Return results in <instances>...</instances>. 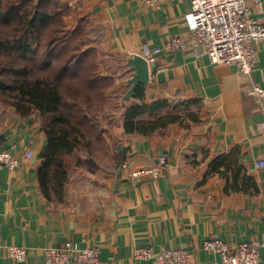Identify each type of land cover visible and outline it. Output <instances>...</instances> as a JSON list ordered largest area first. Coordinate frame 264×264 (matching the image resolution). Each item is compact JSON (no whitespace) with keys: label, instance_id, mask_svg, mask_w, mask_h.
<instances>
[{"label":"crops","instance_id":"crops-1","mask_svg":"<svg viewBox=\"0 0 264 264\" xmlns=\"http://www.w3.org/2000/svg\"><path fill=\"white\" fill-rule=\"evenodd\" d=\"M63 1L73 9L66 26L88 18L100 32L91 45L103 58L118 59V71L121 63L129 70L128 59L143 55L145 47L189 32L184 15L190 0L155 6L145 0ZM246 4L253 18L264 23V0ZM256 59L253 71L242 75L236 65H219L204 55L158 53L149 62L146 101L198 99L201 120L145 136L126 132L120 114L108 107L103 123L124 159L74 176L63 202L47 200L39 188L36 170L47 136L38 119L0 109V148L22 157L15 168L0 164V264H46L44 249L68 239L81 246L97 244L101 264H157L154 258L134 257V248L158 252L180 246L193 251L192 264H221L219 254L203 247L214 236L230 245L259 239L264 264V168L254 165L256 158H264V125L258 122L264 118V100L259 104L251 93L255 84H264V42ZM151 64L156 65L153 72ZM128 77L116 80L122 84ZM235 146L241 150L239 161L258 182L257 192L225 191L226 178L212 172L213 158ZM26 149L35 153L32 159L24 158ZM162 153L168 163L157 178L137 182L122 167L125 159L130 168L154 164ZM7 245L26 246L28 256L17 262L7 255Z\"/></svg>","mask_w":264,"mask_h":264},{"label":"trees","instance_id":"trees-1","mask_svg":"<svg viewBox=\"0 0 264 264\" xmlns=\"http://www.w3.org/2000/svg\"><path fill=\"white\" fill-rule=\"evenodd\" d=\"M72 13L63 0H0V104L38 119L47 142L37 179L53 203L65 200L74 176L124 159L103 123L108 107L120 114L126 132L145 136L163 135L176 123L189 127L201 120L203 109L195 98L147 102L143 84L126 98L130 85L116 76L128 77L130 70L121 63L118 71V59L103 58L91 45L100 32L88 18L67 27ZM240 152L235 146L213 158L212 172L226 178L225 191L257 192Z\"/></svg>","mask_w":264,"mask_h":264},{"label":"built area","instance_id":"built-area-1","mask_svg":"<svg viewBox=\"0 0 264 264\" xmlns=\"http://www.w3.org/2000/svg\"><path fill=\"white\" fill-rule=\"evenodd\" d=\"M150 5H159L164 0H145ZM247 0H190V11L184 15L189 26L186 36L173 35L162 45L147 46L143 56L147 62H153L163 50H180L189 55H204L219 65H236L242 75L250 74L256 65L258 46L264 42V23H259L251 14ZM261 3V0H253ZM251 93L259 104L264 100V84H255ZM264 125V118L260 119ZM24 158L32 159V149L24 151ZM22 157L9 149L0 148V164L9 168L17 167ZM168 163L167 153L159 155L157 162L150 166L130 168L128 159L122 163L128 169L134 181L144 178H157ZM254 165L264 168V158H256ZM0 243V247H1ZM203 247L213 254L221 256V264H262V243L257 238L236 244H228L220 237H211L204 241ZM6 253L17 262L28 256V248L20 245H7ZM193 251L188 247L153 251L149 247H136L133 256L138 259L154 258L157 264H192ZM46 264H101L100 248L97 244L81 246L75 240H66L63 245L49 246L43 251Z\"/></svg>","mask_w":264,"mask_h":264},{"label":"water","instance_id":"water-1","mask_svg":"<svg viewBox=\"0 0 264 264\" xmlns=\"http://www.w3.org/2000/svg\"><path fill=\"white\" fill-rule=\"evenodd\" d=\"M127 62L130 66L131 75L127 78L130 87L125 94L126 98L134 93L139 84L147 85L150 80V64L143 55L132 56ZM151 70L152 72L156 70L155 64H151Z\"/></svg>","mask_w":264,"mask_h":264},{"label":"rangeland","instance_id":"rangeland-1","mask_svg":"<svg viewBox=\"0 0 264 264\" xmlns=\"http://www.w3.org/2000/svg\"><path fill=\"white\" fill-rule=\"evenodd\" d=\"M3 108H5L3 105H1L0 104V109H3ZM107 110H108V108H107ZM142 166H150V165H142ZM142 166H137V167H142ZM136 168V167H135ZM132 169H134V168H132Z\"/></svg>","mask_w":264,"mask_h":264}]
</instances>
